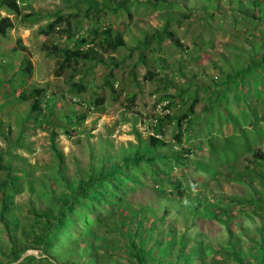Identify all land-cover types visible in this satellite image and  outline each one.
Wrapping results in <instances>:
<instances>
[{"label":"rangeland","instance_id":"rangeland-1","mask_svg":"<svg viewBox=\"0 0 264 264\" xmlns=\"http://www.w3.org/2000/svg\"><path fill=\"white\" fill-rule=\"evenodd\" d=\"M240 1L248 6L249 0ZM18 4L19 16L0 9V16L7 15L12 21L5 35L0 36V179L6 165L10 174L19 178L16 190L7 191V215L15 219L16 246L31 244L32 237L22 230L38 233L43 222L33 220L32 209L52 212L53 205L44 195L46 184L52 183L51 189L59 194L65 191L61 176L74 180L89 166L99 167L100 160L119 161L140 141L147 146L151 135L140 130L139 118L152 112L154 102L166 99L169 114L188 115L182 116L177 126L175 120L161 126L157 137L165 145L157 148L159 158L153 164L129 166L125 172L129 179L117 182L122 191L114 203L127 216L126 229L130 227L131 212L139 213L148 207L154 216L142 221L152 238L158 230L170 231L185 241L218 248L216 254L207 252L208 264L219 260L231 264L220 250L226 237L223 223L210 213L194 211L193 199L201 200L200 207H204L216 198L226 203V197H244L255 190L264 200V183L260 179L264 166L250 162L264 152V65L257 68L254 77L262 96L255 97L251 91V78V84L231 91L241 100L243 97V102H235L228 93L221 105L213 101L208 110L204 105L214 100L216 95L210 89L217 81H225L226 73L234 72L250 59H259L264 25L243 17L237 11L236 0H106L96 15L93 10L85 15V0H18ZM57 14H72L68 17L71 39L43 32L42 28ZM164 25L171 35L161 36L157 43L152 31ZM92 27H110L121 33L124 45L112 54L113 61L103 53L102 63L79 61L74 70L65 67L61 71L58 55H47L41 49L46 45L51 51L50 44L61 47L68 43L71 47L72 39L88 34ZM143 36L147 37L146 44ZM28 58L33 64L30 73L23 74V60ZM109 70L111 77L107 79L112 82V90L105 81ZM72 82H79L83 88L78 90ZM33 87H43L44 93L50 95L49 107L40 103L36 120L26 118ZM131 93L133 100L129 102L126 98ZM99 97L100 103L88 109ZM78 99L82 102L77 103ZM177 130L181 133L180 145L173 137ZM51 131L60 163L50 148ZM59 167L62 174L57 172ZM257 170L259 175L255 176ZM231 205L230 213L237 222L230 227L235 232L240 227L248 231L253 217L241 212L260 210ZM98 210L103 221L99 225L84 210L73 211L72 215L76 223L86 222L99 239L121 248L122 237L114 227L118 218L108 213L113 209L101 203ZM177 246L174 244L175 250ZM10 248L8 233L0 222V264H6ZM115 250L113 260L102 262L104 256L100 255V263L129 264ZM25 251L39 254L38 249ZM72 252L78 258L88 256L82 248ZM50 260L40 259L39 263L68 264L63 259Z\"/></svg>","mask_w":264,"mask_h":264},{"label":"trees","instance_id":"trees-1","mask_svg":"<svg viewBox=\"0 0 264 264\" xmlns=\"http://www.w3.org/2000/svg\"><path fill=\"white\" fill-rule=\"evenodd\" d=\"M85 2L87 4L84 9L85 15L91 12V10L96 15L106 5V0H100L99 4L97 0H85ZM247 4L248 6L244 5L240 0H236L237 11L243 17L257 20L264 25V0L261 4L260 0H249ZM0 9H5L15 16H19L21 13L18 0H0ZM71 15L62 16L57 14L52 21L48 22L42 28L43 32L48 34L47 31H51L54 34L63 36L66 40L71 39L72 36L69 35L71 25L70 18H68ZM21 16L25 17L26 14H21ZM11 26L12 21L7 15L0 16V36H4L6 30ZM164 27L165 25L160 30L152 31L155 42L158 43L161 36H164V38L167 36L170 37L171 33ZM71 41V47L68 43L61 47L50 44L51 51L46 48V45L42 44L43 46H41L45 54L48 55L51 53L52 55H58V69L61 71L65 67H71L74 70L79 61L87 60L102 63L103 53H107L110 56L109 59L113 61L112 54L124 45V39L121 33L112 31L110 27H92L88 34L80 35ZM147 41V37L143 36L142 42L146 44ZM259 48L258 60H248L243 66L236 68L234 72L226 73L224 76L225 81H217L215 87L210 89V93L216 96L211 102H206L204 105L206 107L205 109H210L213 101L215 103H213L214 105H221L222 102L226 101L228 93L235 102H243V97L241 100L239 95L236 96V94L232 93L236 92L238 88L243 87L246 83L251 84V78L254 79V86L251 91H253L255 97L262 96L259 87L257 88L255 86L258 84L257 79L254 78L257 74V68L264 65V45L261 46L260 44ZM30 68L31 63L29 59L23 60L21 72L23 74H29ZM110 77L111 70L108 71L105 81L108 88L112 90V82H109L107 79ZM71 85L78 90L83 88L79 82H72ZM22 97L23 94L19 96V98ZM49 97L50 95L44 93L43 87H33L31 89V99L28 111L26 112V118L31 119L34 117L32 120H36L37 117L35 116L40 112V103L46 108L49 107L47 105L50 102ZM126 99L132 102L133 94H129ZM262 100H264V96ZM100 101L101 97L95 99L93 104L91 103L87 108L93 109L94 104H98ZM76 102L80 103L82 101L78 99ZM169 104L168 101V107ZM186 113L177 116L165 114L162 117H158L156 125L153 127L154 135L161 132V126L166 122L175 120V125H179L182 116L188 115ZM154 135L148 136L147 146L144 145V142L140 141L131 152L122 154L119 161L100 160L99 167L89 166L85 173L78 175L74 180L60 175L62 177L60 181L64 185L65 191H61L59 194L51 189L52 183L46 184L44 195L50 204L53 205L52 212L32 209L33 220H42L43 222L38 226V233H35L33 229L22 230V233L32 237L29 239L31 244L19 247L16 246L13 237L16 228L15 219H11L7 215V199L10 195V192L8 194L7 191L16 190L19 178L12 176L9 171V165H6L3 178L0 179V222L8 233L11 246L7 252L8 260L6 264L14 262L27 248L38 249L39 254H28L16 264H40V259H44L46 262H52L50 259L53 261L63 259L68 264H103L100 263L101 256H104L102 262H110L113 260L111 257L112 253L117 248L113 242H106L99 239V236L91 231L90 227L86 225V222L76 223L72 215L73 211L84 210L95 217L96 224L98 223L99 225V222H103L100 221L101 214L98 210L101 203L110 205L113 211L108 213L116 215L118 218V224L114 225V227L120 233L123 245L116 250H119L124 255L129 264H208L205 261L207 252L216 254L218 248L213 249L208 244L205 245L199 241H185L183 240V236H173L170 231L166 230H158L157 236L152 238L148 232V228H146L147 226L142 221L146 216H154L148 207L140 209L142 212H136L138 214L131 212L132 215L128 222L130 227L126 229L124 225L126 224L125 221H128L126 219L127 216L122 214V209L114 203L122 191V188L117 184L118 180L124 177L129 179L127 174H125L127 168L133 164L137 166L139 163L153 164L156 158H159L158 152H156L157 148L165 145V141ZM53 136L54 132L51 131L49 135L51 141L50 148L56 156L58 163H60L61 156L53 144ZM173 137L174 141L180 145L181 133L177 130L173 134ZM250 162L260 165V167L264 166V152H259ZM60 167L57 172L62 174ZM258 172L257 170L255 176L259 175ZM260 176L261 181L263 180L264 183V175L260 174ZM23 177L26 176L23 175ZM244 179L250 181L252 178ZM168 185H170L169 182ZM258 195L255 190H250V194L247 196L226 197V203L223 202V199L216 198L212 204H205L204 207H200L201 200L193 199L194 211H198L202 215L210 213L212 217L217 218L223 223L226 237L223 250L222 248L220 250L229 259L231 264H264V200L259 198ZM233 203L239 206L245 205L246 207H251L249 209L255 208L260 210V213L254 210L241 212V215L245 214V217H253L251 220L253 225L248 231L246 228L240 227L239 232H235L230 227V225L237 222L235 216L230 213L232 210L231 204ZM154 222L152 221L151 224H154ZM242 237H244L245 241L242 240ZM149 241L150 243H148ZM176 243L179 247L177 246L175 250L174 244L176 245ZM190 243V247H187ZM71 248L75 250L82 248L83 253L88 252L87 258L76 257ZM98 250L102 251L101 256L98 254ZM216 263L222 264L220 260Z\"/></svg>","mask_w":264,"mask_h":264},{"label":"built area","instance_id":"built-area-1","mask_svg":"<svg viewBox=\"0 0 264 264\" xmlns=\"http://www.w3.org/2000/svg\"><path fill=\"white\" fill-rule=\"evenodd\" d=\"M168 100H160L154 102L152 112L150 114H142L139 118L138 126L140 130L148 133L149 135L153 134V127L156 125L157 118L162 117L165 114H169V107L167 106ZM157 136V135H154Z\"/></svg>","mask_w":264,"mask_h":264},{"label":"water","instance_id":"water-1","mask_svg":"<svg viewBox=\"0 0 264 264\" xmlns=\"http://www.w3.org/2000/svg\"><path fill=\"white\" fill-rule=\"evenodd\" d=\"M28 254H32L31 252L28 251H24L19 258H17L14 262H11L10 264H16L17 262H19L24 256L28 255Z\"/></svg>","mask_w":264,"mask_h":264},{"label":"crops","instance_id":"crops-1","mask_svg":"<svg viewBox=\"0 0 264 264\" xmlns=\"http://www.w3.org/2000/svg\"><path fill=\"white\" fill-rule=\"evenodd\" d=\"M29 59V61H30V63H31V65L33 64V62H32V60H31V58H28Z\"/></svg>","mask_w":264,"mask_h":264}]
</instances>
